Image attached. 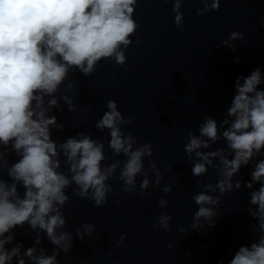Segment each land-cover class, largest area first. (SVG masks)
Segmentation results:
<instances>
[{
    "label": "clouds",
    "instance_id": "1",
    "mask_svg": "<svg viewBox=\"0 0 264 264\" xmlns=\"http://www.w3.org/2000/svg\"><path fill=\"white\" fill-rule=\"evenodd\" d=\"M185 2L171 0L174 25L180 32L185 29L181 11ZM200 2L203 7L196 10L198 16L219 11L220 0ZM137 3L138 0H0V264H60L61 253L67 257L74 246L64 214L65 206L73 203L72 197L104 207L109 196L115 194L110 180L121 183L120 192L139 191L141 196L150 186H160L167 170L162 173L156 161L150 159L154 152L151 143H139L137 137L123 130L122 126L130 125L133 118L126 119L115 100L106 102L107 111L95 124L100 132L108 131L110 140L94 139L84 131L63 141L52 136L54 130L66 129L54 110L62 112L63 105H67L68 111H77L75 96L68 94L76 87L70 81L73 71L89 77L101 60L125 66L124 50L132 45L131 37L140 27L133 18ZM243 40V33L233 31L218 48L228 47L235 52L236 42ZM261 84L264 74L259 67L247 76H238L223 118L218 122L205 117L198 134L188 131L183 149L192 164L193 177L205 176L211 168L217 182L196 180L202 190L191 198L198 210L188 229H178L180 233L211 230L219 215L220 197L239 190L242 183L250 190L247 211L257 221L258 239L240 246L228 264H264ZM62 85L64 90L60 92ZM221 141L225 146L214 149ZM106 143L114 156L122 155L124 159L105 165ZM12 154L18 157L14 163L9 162ZM145 158H149L147 169ZM249 166L251 179L243 182L237 177L243 167ZM138 176L142 177L139 190ZM175 183L163 187L162 192L170 194ZM68 189L71 195L66 194ZM217 192L219 195L211 194ZM158 205L161 212L152 226L167 232L172 220L165 211L168 201L160 199ZM25 225L34 234L32 246L26 249L22 241L14 242L15 229H24ZM96 227L91 222L82 224L76 230V239L84 242L86 237L91 238ZM44 239L53 246L50 254L42 246ZM126 239L122 234L114 247L123 245ZM167 247L171 249L173 245Z\"/></svg>",
    "mask_w": 264,
    "mask_h": 264
}]
</instances>
